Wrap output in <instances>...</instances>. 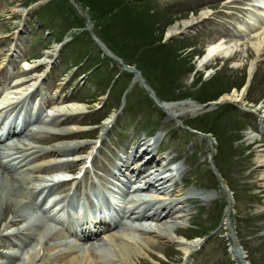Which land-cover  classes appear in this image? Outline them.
<instances>
[{
	"label": "rangeland",
	"instance_id": "obj_1",
	"mask_svg": "<svg viewBox=\"0 0 264 264\" xmlns=\"http://www.w3.org/2000/svg\"><path fill=\"white\" fill-rule=\"evenodd\" d=\"M56 1L59 2L60 0ZM63 1V5H65L67 9H71L69 2L67 0ZM218 1L219 0H147V2H145L146 7L158 11L159 14H161L160 11L163 13L164 16L160 15L162 21L159 20L162 28L165 23L168 24L164 22L165 19H170V24L168 26L166 25L164 29L163 40L166 43L174 41L179 42V44L176 43L174 46L176 47L179 45L176 56L179 57V62L186 67L191 68L197 64L198 58L191 53L198 52L199 55H202L205 46L209 42L222 37L226 28L232 25L234 19L239 17L230 11V9L235 10L238 4L241 5L246 2V0H236V2L233 3L224 1L221 4H217ZM210 4L211 6L208 7ZM30 5L24 6L20 1L15 0H0V84L2 86L10 81L11 75H14V78H19V73L23 69L22 66H18V63L23 58L27 57V59H31L30 63H28L29 65L25 64L24 67L33 66L34 62L38 60L41 61L42 65H40L39 70L41 69L40 73L43 74L47 60L52 59L51 56L53 57L56 53V45L53 43L50 35H47L49 32L35 22L33 13L41 9V5L36 7ZM133 6L137 8L139 5L134 1ZM28 8H30V10L27 12L26 16H23V9ZM209 8H212L213 11H209ZM207 11L211 14V19L208 22L193 26L187 31L176 35V37H166L167 31L172 26L182 25L184 22L197 17L202 12L207 13ZM81 12L80 10V13ZM164 13H167L169 17H166ZM157 16L159 15L157 14ZM229 16H233V18L231 17L227 20L226 17ZM216 18L219 20H216ZM238 21L239 20H237V22ZM227 37L228 36H225L226 39L232 38L231 36ZM236 37H240V41L244 44L236 48L237 51L231 58L226 60L215 59L206 66L207 73L206 70H201L195 76L196 78L201 73L199 78L203 80H207L208 75L210 78L213 76L211 79L208 78L210 80L207 81L209 83L205 91L200 92L196 90L192 92V76L189 74L185 75L184 73L179 76V79H175L177 87L170 93L169 90H164L152 77H149L151 85L154 88H152V90L156 92L164 91L163 94L166 96L169 94V96L173 97L180 94L182 96H194L193 98L195 99H205L206 97H201L209 92L218 93L219 89L226 88L229 89V93H225L223 96L231 95L233 92V89H231L232 87L239 86L243 80L245 82L248 69L253 66V64L251 65L252 60H255L254 69L256 70L252 78L251 89L239 103L235 100H229L233 102V109L236 108L238 113L243 116L244 124L249 129H255L256 116L250 111L254 108L251 105L252 102L260 101L259 103H261L264 100L263 56L262 59L260 57L256 59L254 47L245 41V36L241 35ZM246 37L248 36L246 35ZM186 46H192V48L184 52L185 50L183 47ZM85 51L86 50L79 48L64 51V48H61L60 52L56 55L57 59L52 73L46 77L47 80L43 82L40 91L44 92L45 88L48 96L52 93L53 98H56L57 101L63 99L64 96H71L74 90H76L75 93L82 91V94H84L82 100L86 99L88 101L84 106L87 108L86 112L89 114H81L73 119L69 117V121L66 124L72 125L75 122H80V125L87 127L89 125L88 131H83V133H79L78 136H73V134H71L69 137L80 139L87 143L88 146L82 148L79 153L86 154L87 151L90 150V145L94 139L101 136L102 131H104L105 121L108 120L112 114H118L116 126L109 130L107 138H104L103 144L101 148H99L98 155H96L94 159V165L97 167L99 173L106 175L102 170H99V168L102 167L103 170L109 174L110 167L114 169L115 164L121 163L120 156L125 158V155L122 153L123 147L127 149V151L129 150L130 153H133V151H135L134 149L144 146V142L141 141L140 135L145 123L143 124L142 112H136L137 110L133 111L130 115L118 112V110L114 108L109 110L110 106L115 105L116 98H114V91L109 97V102H105V106L101 111L93 114L90 113L91 109L104 102L105 97L100 91L96 90L94 82L87 74L88 72L85 74L82 73L85 67L78 70L72 69L74 64L71 58L78 59L81 56L85 57L89 52H91L90 56L96 58L100 55L95 48H89V51L86 53ZM12 56H14V62L11 63V67L6 68L9 66L6 61ZM241 59L244 61L240 63L238 60L241 61ZM95 60L96 59H93L92 63H96L97 61ZM109 67L117 71V73H120V75L125 74L128 83L134 78V76L129 77V72L123 70L119 63L109 64ZM7 70H10L9 73L4 74ZM217 70L220 71L216 73ZM37 76L38 74L36 75L35 73L32 75L28 74L19 80L22 81L23 78L34 79L37 78ZM145 76L148 77L147 75ZM54 79H58L56 85H53ZM120 81H122V78H120L115 87L118 92L124 89V87L121 89L119 88ZM135 85L139 86L142 91H145L143 86H140L138 80ZM137 86L133 88V90L131 86L128 88L132 90L133 96H141V90ZM72 89L74 90L71 91ZM86 91H89L93 97H88L87 94L85 95ZM128 92H126L127 96L125 94L126 104L129 99H133L130 98L131 92ZM220 93L218 95H220ZM169 96H167V98ZM70 99L71 98L68 97L66 101ZM121 99L124 101V98ZM225 100L224 102H226ZM250 101L252 102L250 103ZM241 107L244 108V110L240 109ZM257 108L258 106L255 107L254 110H257ZM245 109L248 111H245ZM161 110L166 116L161 117V111H157V114H155V116L153 115L152 118L155 119L154 124H156L158 132L161 134L167 133L163 141V146L170 147L172 155L174 154V150H176V154L186 157V164L183 170L184 174L177 180L178 187L174 190L175 194L173 197V199L184 201L183 205L179 206L181 207V211H183V221L180 226H177L176 234L186 237L188 235L186 231L187 226L194 223H204L205 227H207L208 223L211 224L213 222L211 213L213 212L214 205L221 203L226 204V207L221 210V217L217 219V222L215 221L212 224V227L215 229L217 223H219L218 229H216V232L211 238L197 239L200 241L202 248L199 251H193L192 256L188 260V264H248L246 261V252L232 244V238H237L235 235V225L241 227L239 234L252 256L251 260L255 263L257 262L256 264H264V192H262L264 191V183L259 180L260 171L256 168L257 154H264V152H259V146H256V139L258 136L256 135V138H254V135H250V131H243L242 143L239 146L235 144V151L232 152V145H229L227 140L230 137L238 138V134H230L229 131L232 128L237 129L240 126L238 120L242 122L239 116L236 115V110L235 112L228 111V108L224 104L218 106L208 105L206 109L200 108L197 111L188 109V107H178L170 111L163 108H161ZM208 113L210 114L207 117H210V119L216 116V114L219 116L218 119L215 120L214 118L213 120V123L216 125V128L212 130L213 135L210 133L207 135L203 134L204 136L199 134H195V136L176 134L177 138H174L173 141L168 140L169 135L175 128L180 126L181 122L189 124L190 122L205 117ZM159 115L160 117L157 118ZM133 117L136 119L135 121ZM233 119L235 121H233ZM208 120L205 119L202 125ZM209 122L211 123V120H209ZM193 124L194 123H192V125ZM249 136L253 137V140H249ZM33 137L37 139L43 138L45 134L38 132L34 133ZM190 142L193 145H190ZM217 142L220 144L218 145ZM49 143L53 144L55 142ZM54 145L55 144L51 146ZM126 145H132L133 150L129 149ZM216 148H218V153L216 152ZM157 158L160 157L156 156L154 159L157 160ZM216 159L217 162L219 161L217 165L218 168L213 164V161L215 162ZM71 167L72 166L69 165L67 169ZM217 181L220 182V185L216 184ZM86 183L87 182H85V184ZM190 183V187H187ZM222 186H225L227 189L228 186L234 189L236 198L229 192V189L225 191ZM82 188L83 186H79V192H82ZM188 191H190V193H187ZM185 194H188V196H185ZM222 207L224 206L222 205ZM197 211L206 213L207 217H200ZM145 225L147 226L148 224ZM230 243L231 245L229 246L228 244ZM1 244H4V241H1L0 245ZM237 249H240L243 258L238 256ZM148 254L152 259L142 256L148 264H179V261L183 258V253L179 246H175L172 241H166L160 238L152 241ZM46 264H48L47 261Z\"/></svg>",
	"mask_w": 264,
	"mask_h": 264
},
{
	"label": "bare ground",
	"instance_id": "obj_2",
	"mask_svg": "<svg viewBox=\"0 0 264 264\" xmlns=\"http://www.w3.org/2000/svg\"><path fill=\"white\" fill-rule=\"evenodd\" d=\"M206 17V13H201L198 17L186 21L182 25H174L167 31L166 37L169 38L181 34L193 26L200 24ZM248 26L249 28L256 29V18H252ZM247 43L254 47L257 58L260 57L262 59L263 56L264 60L263 30L257 31L256 37L248 40ZM237 46L239 45L229 44L226 43V41L212 42L205 47L203 57L199 61L197 60L198 65L203 68L215 59H229L234 55ZM238 61L241 63L244 60L241 59V61ZM40 64L41 61L39 60L34 62V66ZM252 68L250 67L248 80L252 78ZM32 80L33 79H30L24 82L18 80L10 87L4 89L0 88V103H5L13 98L32 97L34 93L31 92L36 87V81L40 82L43 79L39 77L33 80V85H27ZM244 94V89L237 93L233 90L231 95L223 96L222 99L237 101L240 96ZM39 101L42 105L47 103L50 113L53 114V118L50 122L42 126V129L46 133L57 131L49 126L54 120L65 123L68 116L79 115L85 111L84 106L78 103H60L54 105L52 101L48 100V98H44V96H41ZM164 107V109L168 111L178 107H188V109L193 111L198 110V107L190 102L165 105ZM70 129L80 131L83 127L73 124ZM58 132L62 133V136H64V134L68 132V129L59 128ZM106 133L107 130H105L103 134ZM248 138L249 140H253L251 136ZM256 144L259 146L258 151L263 153L264 141L261 140L259 143L256 142ZM86 145L87 144H84L82 141H68L57 145L49 151V149H41L33 145L31 138H21L19 145L0 150V227H3L1 234H9L15 230H21L25 226L15 228L14 230L13 228L19 221L23 220V218H27L29 221L26 226L37 223L36 227L34 226L33 228H40L39 230H41L36 234L33 232L32 241L23 249L26 251L25 255L22 256V258H20L21 256L12 258L9 264H46V261L48 264H146L142 256L151 258L148 251L150 250L152 241L159 238L172 241L181 248L186 259L190 257L193 249L196 247V243L186 242L183 237L176 234V228L181 225L183 215L178 213L175 208L181 203L180 201L175 203L166 202L173 180L162 181L160 177H153L154 180L152 181L151 172H147L154 168L151 167L146 169L147 166L154 163L153 157H150L141 165H138L136 161L135 166L131 167L126 161L125 171H130L131 173L129 182H131L132 179L145 180L143 190L136 193V199L124 207L131 222L130 226L120 227L119 224L114 227H98V225L91 227V225H87L88 223L86 222L81 224L71 222L70 224L61 225L64 228L62 234L60 231L50 230L45 223L43 224L38 220L39 218L35 217L34 211L38 206L35 203L30 204L27 200V196L37 198L42 193L49 192L51 189L50 187L56 189L59 184L54 183L48 185L50 186L48 187L46 186L47 180L45 179V181L27 185L25 181L15 176L16 174L14 171L17 170L21 175H30L39 171L38 166L45 165L48 168L56 167L57 169H62L65 163L61 162L58 164V162L63 161V159L69 156H72L71 164L80 163L82 166L84 164L83 158L76 157L74 154ZM94 145L93 143L91 150ZM153 151L154 150L150 152ZM150 152H148V147L144 149L145 156H149ZM138 153L139 152L134 153V156H132L131 159L133 161L136 159L135 155ZM48 155L54 159L49 162L43 161L36 163L38 160H42ZM163 161L165 160L156 163H159V165H157L158 168L162 167ZM256 167L260 171L258 178L264 183V154H257ZM178 169L181 170V167ZM69 204L75 205L76 200H70ZM26 210L27 217H24ZM6 214L11 218L7 223H4V216ZM44 216L48 218L49 221H54L50 216L46 214H44ZM144 222L150 223L145 226ZM2 223H4V225ZM90 223H92V221H90ZM73 227H76L80 233V237H82V239L78 241H84L83 237H87V239L90 240L89 246H81L76 243L77 241L74 243L61 242V240L66 239V237H73ZM33 228L28 226L27 230H35ZM51 241L57 242L50 243ZM237 254L242 258L241 253L238 252Z\"/></svg>",
	"mask_w": 264,
	"mask_h": 264
},
{
	"label": "trees",
	"instance_id": "obj_3",
	"mask_svg": "<svg viewBox=\"0 0 264 264\" xmlns=\"http://www.w3.org/2000/svg\"><path fill=\"white\" fill-rule=\"evenodd\" d=\"M74 1L88 10V16L98 38L125 64L135 65L144 73L151 72L154 74L157 71L154 69L156 64H153L151 59L174 53L167 45H161L162 33L166 23L162 28L159 21L161 16L159 14L157 16V13H151L148 7L139 5L136 8L131 0ZM57 11L61 13L64 19H68V15L72 14L65 29L85 27V18L76 15L72 8L67 9L65 5H60ZM168 66H171L170 63L165 61L163 70L160 69L157 72V82L161 86L168 85V81L174 75L172 68L166 69ZM205 87L208 88V85ZM217 95L216 93L208 96L201 102L213 100ZM212 128L215 126L213 125Z\"/></svg>",
	"mask_w": 264,
	"mask_h": 264
}]
</instances>
